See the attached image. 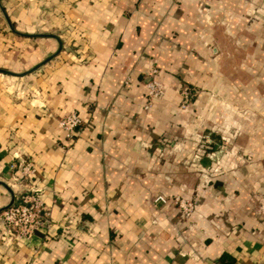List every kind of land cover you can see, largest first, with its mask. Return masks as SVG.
Masks as SVG:
<instances>
[{
    "label": "crops",
    "instance_id": "0c3cea01",
    "mask_svg": "<svg viewBox=\"0 0 264 264\" xmlns=\"http://www.w3.org/2000/svg\"><path fill=\"white\" fill-rule=\"evenodd\" d=\"M49 56L0 71V211L35 188L51 216L0 264H264V0H0V69Z\"/></svg>",
    "mask_w": 264,
    "mask_h": 264
},
{
    "label": "built area",
    "instance_id": "2783aa9c",
    "mask_svg": "<svg viewBox=\"0 0 264 264\" xmlns=\"http://www.w3.org/2000/svg\"><path fill=\"white\" fill-rule=\"evenodd\" d=\"M158 68L153 67L150 78L145 82L146 102L144 108L148 109L160 99L165 91L164 83L157 77ZM196 90L192 86L181 89L182 99L180 107L185 108L195 95ZM83 117L76 111H71L58 118L57 125L63 129L68 136H72L78 125L83 123ZM204 138L211 141L208 135ZM192 169L207 172L208 168L201 164L199 158L193 157L187 162ZM34 164L31 160H25L20 165L21 176L26 178L34 172ZM153 201L161 203H172L176 205L184 217H189L195 208V199L179 194L170 196L157 193ZM51 224L50 209L46 206L44 199L37 189L19 193L17 200L0 211L1 235L6 239L28 238L42 227Z\"/></svg>",
    "mask_w": 264,
    "mask_h": 264
},
{
    "label": "water",
    "instance_id": "95a60500",
    "mask_svg": "<svg viewBox=\"0 0 264 264\" xmlns=\"http://www.w3.org/2000/svg\"><path fill=\"white\" fill-rule=\"evenodd\" d=\"M1 8H2L3 12L5 13V15H6V17H7V13L5 12V9H4L2 6H1ZM7 21H8L9 26L11 27L12 30H14V31H16V32H18V33H22V32H19V31H17V30L14 29V26H13V24L11 23V21L9 20L8 17H7ZM22 34H25V35H28V36H35V35H51V36H54V37H56L57 39H59L58 36H57L56 34H54V33H38V32H37V33H22ZM59 44H60V45H59V48H60V47H61V41H60V40H59ZM51 56H52V55H51ZM51 56L45 58L44 60H42L41 62H39V63L36 64L35 66H33V67L29 68V69H26V70H24V71L16 72V71H11V70H6V69H0V71L7 72V73H12V74L17 75V76H23V75L27 74L28 72H31V71L37 69V68H38L43 62H45L46 60H48ZM13 199H14V194H12V201H13ZM11 203H12V202H10L8 205H6L5 207H3L2 209L8 207Z\"/></svg>",
    "mask_w": 264,
    "mask_h": 264
},
{
    "label": "rangeland",
    "instance_id": "374dc122",
    "mask_svg": "<svg viewBox=\"0 0 264 264\" xmlns=\"http://www.w3.org/2000/svg\"><path fill=\"white\" fill-rule=\"evenodd\" d=\"M20 34V33H19ZM22 34V33H21ZM20 34V35H21ZM8 74H10V75H14V74H12V73H8ZM237 134V132L235 133V135ZM204 137V136H203ZM217 137H219L220 138V136H217ZM216 137H214V139H215ZM245 157L247 158V159H251V154H249V153H246V155H245Z\"/></svg>",
    "mask_w": 264,
    "mask_h": 264
}]
</instances>
